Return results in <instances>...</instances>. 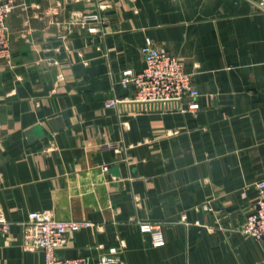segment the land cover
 <instances>
[{
  "label": "crops",
  "instance_id": "1",
  "mask_svg": "<svg viewBox=\"0 0 264 264\" xmlns=\"http://www.w3.org/2000/svg\"><path fill=\"white\" fill-rule=\"evenodd\" d=\"M261 1L19 0L0 61V212L11 222L0 264H45L24 247L43 210L83 223L61 258L264 264V244L242 232L264 181ZM95 11L101 32L73 22ZM147 39L184 63L198 109L187 97L141 110L120 86L144 69ZM144 222L162 225L163 246Z\"/></svg>",
  "mask_w": 264,
  "mask_h": 264
},
{
  "label": "built area",
  "instance_id": "2",
  "mask_svg": "<svg viewBox=\"0 0 264 264\" xmlns=\"http://www.w3.org/2000/svg\"><path fill=\"white\" fill-rule=\"evenodd\" d=\"M264 9V0L260 2ZM22 4L19 0H0V61L9 59L12 55V39L10 21L16 9ZM73 22L87 26L90 33H99L106 24V19L99 12L82 14ZM145 67L140 72L126 70L122 73L120 86L123 89H133L136 103L184 101L192 98L187 109L199 108L195 101L200 92L193 83V77L189 74L184 63L176 56L156 47L150 39H147L142 48ZM120 99H111L108 107L119 105ZM260 196L253 211L247 216L242 232L264 244V181L257 183ZM206 210H211L207 205ZM186 220V217H183ZM83 223L64 221L59 219L51 210L35 212L30 216L26 225L28 233L25 237V249L41 250L44 253L45 264H92L86 257L61 258L57 251L68 244V232L78 229ZM11 222L0 212V254L1 237L8 233ZM143 232L150 233L155 247L165 244L162 225L160 223H140ZM115 250L101 257L99 264H110L115 261Z\"/></svg>",
  "mask_w": 264,
  "mask_h": 264
},
{
  "label": "water",
  "instance_id": "3",
  "mask_svg": "<svg viewBox=\"0 0 264 264\" xmlns=\"http://www.w3.org/2000/svg\"><path fill=\"white\" fill-rule=\"evenodd\" d=\"M12 19L16 22V14L12 15ZM180 106L179 101L169 102H151V103H138L137 107L141 110H167L171 108H177ZM35 133H40V128L35 130Z\"/></svg>",
  "mask_w": 264,
  "mask_h": 264
}]
</instances>
